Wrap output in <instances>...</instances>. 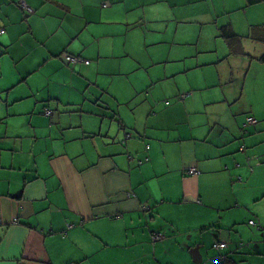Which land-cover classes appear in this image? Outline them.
<instances>
[{
	"label": "crops",
	"instance_id": "1",
	"mask_svg": "<svg viewBox=\"0 0 264 264\" xmlns=\"http://www.w3.org/2000/svg\"><path fill=\"white\" fill-rule=\"evenodd\" d=\"M23 2L0 0V264H264V114L243 130L212 94L234 70L218 28L246 34L264 6Z\"/></svg>",
	"mask_w": 264,
	"mask_h": 264
},
{
	"label": "rangeland",
	"instance_id": "2",
	"mask_svg": "<svg viewBox=\"0 0 264 264\" xmlns=\"http://www.w3.org/2000/svg\"><path fill=\"white\" fill-rule=\"evenodd\" d=\"M251 49L252 48H250V50ZM148 50L151 51L152 53V47H149ZM257 51L258 49L252 52L256 53ZM141 55H142V58L147 56L148 55L147 49L143 48ZM234 61H235V58H231L230 61L226 60V63H225L227 65L230 64L234 67V70L231 73L229 82H224V81L220 82V79H218L219 80L218 85H215V89L212 92V94L218 97L220 91H225V92L230 91L228 95L231 96L233 100L235 101L234 103L232 101V106H231L232 111L233 113L236 114V118L241 122V126H242L243 124H245L246 118L248 116H253L254 112H259L261 114H264V79H260L258 77V80H257V77L254 73L257 67L256 61L252 63L253 65L250 67L249 72L246 74L243 73V70H240L239 65L234 63ZM164 66L167 67V69H171L179 65L176 63H170V64H165ZM164 66L157 65V66H152L151 68L148 69L150 77H151V81L155 82L157 79H159L160 76L156 72L161 74ZM216 68H217L216 66H210V67L205 68V71L209 70L210 74L213 75L217 71ZM145 70L146 69L144 68V71ZM203 70L204 69H197V70H193L189 74L186 73V75L190 78L191 84L194 87L199 88V86H202V87L206 86L204 82L201 85H196V82H195L199 76H202V80H203V76L205 77V72H203ZM256 71H259V70H256ZM139 75H141V73ZM152 77L154 78L152 79ZM231 79H233V82H230ZM175 80L179 81V88L181 90H186L188 89V87L189 88L192 87V85L190 84H189L190 86H187L188 82L186 81V78L185 80H183L181 77L180 78L175 77L174 81ZM167 82H170V81L166 80V81L157 83L156 90L162 89V87L167 86L168 84ZM184 93H187V92H184ZM199 94L200 93L195 95V97H198ZM247 128H250V126H248ZM240 133L243 134L241 130H240Z\"/></svg>",
	"mask_w": 264,
	"mask_h": 264
},
{
	"label": "trees",
	"instance_id": "3",
	"mask_svg": "<svg viewBox=\"0 0 264 264\" xmlns=\"http://www.w3.org/2000/svg\"><path fill=\"white\" fill-rule=\"evenodd\" d=\"M21 1H23V0H21ZM16 2H17L18 7L21 8L27 15H31L34 13L33 9L31 7H29L26 3L25 4L29 8H31L32 13H28L22 8V6L20 4V0H16ZM244 2H245L244 6L240 9V11L244 14H246L248 12V10H250L252 8L264 6V0H244ZM0 33H2V31H0ZM217 37H218V39H222L223 41H225L226 44L228 45L229 54L225 58L227 61H230L231 58L243 59L245 62V68L243 70L244 74L249 72V69H250L252 63L254 61H256L257 62L256 64H258L257 66H260L259 68H261V70H259L260 76L259 75L257 76V80H258V77L260 79H264V25H250L246 34H239L232 28L230 23H226L223 26H220L218 28V36ZM250 48H252V49L250 50ZM256 49H258V51L256 53L252 52ZM67 56H71V57H74L76 59H79L80 62L77 64H72L66 60ZM64 62L66 64L72 65V66L73 65H79V64H85L86 62H88V64L90 63L88 60H84L78 56H72V55H67V54L64 57ZM227 63H229V62H227ZM88 64H86V65H88ZM227 66H230V69H232V66L230 64H228ZM221 81H223V80H220V82ZM230 82H233V79H231ZM186 97H187V94L181 95V99H185ZM250 118L254 119L255 122L257 123V120L253 116H248L246 118V123L242 125L243 130L245 129V127L248 126L247 121ZM255 124H253L251 126H254ZM149 161L150 160L147 157L144 160L138 161V165L140 166L143 163H148ZM190 170H192V169H190ZM190 170H188V173L190 172ZM194 172L196 173V170H194ZM194 174H190V175H194ZM218 264H234V263L227 262L226 258L224 257L222 259V261L219 262Z\"/></svg>",
	"mask_w": 264,
	"mask_h": 264
},
{
	"label": "built area",
	"instance_id": "4",
	"mask_svg": "<svg viewBox=\"0 0 264 264\" xmlns=\"http://www.w3.org/2000/svg\"><path fill=\"white\" fill-rule=\"evenodd\" d=\"M20 4H21L22 8H23L26 12H28V13H32L31 8H29V7H28L23 1L20 0ZM66 60H67L68 62L72 63V64H77V63L80 62L79 59H76V58L71 57V56H67V57H66ZM85 64H88V62H86ZM44 114H45L47 117H49V116L51 115V112L48 111V110H45V113H44ZM247 122H248V124H250V125H253V124L256 123L255 120L252 119V118L248 119ZM189 173H190V174H194V173H195V172H194V169L190 170ZM249 224H250V225H254V222L250 221ZM161 238H162V236H161L160 234H155V235H154V239H155V240H159V239H161ZM225 248H226V244H224V243H217V244L214 245V249H217V250H224ZM222 259H223L222 257H220V258H216L215 260H213V262H214V264H218L219 262L222 261Z\"/></svg>",
	"mask_w": 264,
	"mask_h": 264
}]
</instances>
